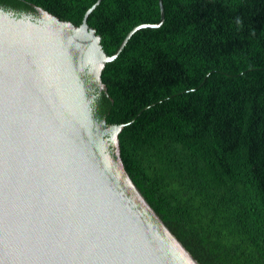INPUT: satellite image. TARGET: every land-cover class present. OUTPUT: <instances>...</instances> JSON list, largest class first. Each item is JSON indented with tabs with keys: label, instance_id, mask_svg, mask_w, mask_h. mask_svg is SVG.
Returning <instances> with one entry per match:
<instances>
[{
	"label": "trees",
	"instance_id": "1",
	"mask_svg": "<svg viewBox=\"0 0 264 264\" xmlns=\"http://www.w3.org/2000/svg\"><path fill=\"white\" fill-rule=\"evenodd\" d=\"M97 1L0 7L78 26ZM163 1L164 22L105 64L99 115L125 124L127 171L201 264H264V0ZM161 15L159 0H100L88 23L113 55Z\"/></svg>",
	"mask_w": 264,
	"mask_h": 264
},
{
	"label": "water",
	"instance_id": "2",
	"mask_svg": "<svg viewBox=\"0 0 264 264\" xmlns=\"http://www.w3.org/2000/svg\"><path fill=\"white\" fill-rule=\"evenodd\" d=\"M0 7V264H201L127 171L99 115L113 55L90 27Z\"/></svg>",
	"mask_w": 264,
	"mask_h": 264
},
{
	"label": "bare ground",
	"instance_id": "3",
	"mask_svg": "<svg viewBox=\"0 0 264 264\" xmlns=\"http://www.w3.org/2000/svg\"><path fill=\"white\" fill-rule=\"evenodd\" d=\"M37 12H35L34 14H36ZM222 104V103H221ZM211 139V138H210ZM202 150V149H201ZM208 155V154H207ZM189 165V164H188Z\"/></svg>",
	"mask_w": 264,
	"mask_h": 264
}]
</instances>
